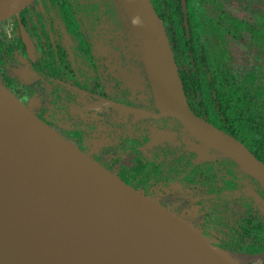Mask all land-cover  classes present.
<instances>
[{
  "label": "trees",
  "instance_id": "obj_1",
  "mask_svg": "<svg viewBox=\"0 0 264 264\" xmlns=\"http://www.w3.org/2000/svg\"><path fill=\"white\" fill-rule=\"evenodd\" d=\"M151 2L165 26L191 111L239 141L264 164V119L246 117L242 109L235 111L230 97L222 95L202 41L204 27L196 19L194 26L191 24L195 2L186 0L188 29L183 25L181 0ZM19 19L33 40L34 61L27 58L19 37L8 43L0 39V54L24 66L23 71L30 73L29 84L35 81L41 84L42 108L48 117L33 112L36 117L73 145L109 129L119 131V146L136 152L137 158L133 167H121L118 178L136 191L143 188L146 192L151 184L179 183L193 190L206 188L212 195L216 191L244 193L245 214L250 216V221L240 223V231L230 230L225 243L214 246L237 255L264 254V216L260 211L262 205L255 198L258 194L264 200V190L235 161L207 147L175 118H169L170 122L166 123L162 119L134 122L131 114L101 108L98 114L102 124L89 125L79 118L71 123V108H80L83 105L80 98L91 97L89 93L104 94L109 100L133 107L149 106L121 88L117 68L129 86L133 74L142 81L141 88L146 90L155 108L152 92L145 88L148 79L144 64L120 0H33L19 12ZM189 53L195 62L194 71L187 63ZM22 104L28 108L27 103ZM148 125H152L153 131L147 130ZM159 130L185 135L183 140H195L197 147H205L215 160L196 165V153L191 147L192 150H181L170 167L163 165L160 154L152 152L154 141L151 140Z\"/></svg>",
  "mask_w": 264,
  "mask_h": 264
},
{
  "label": "water",
  "instance_id": "obj_2",
  "mask_svg": "<svg viewBox=\"0 0 264 264\" xmlns=\"http://www.w3.org/2000/svg\"><path fill=\"white\" fill-rule=\"evenodd\" d=\"M32 1H15L0 11V20L18 13ZM120 2L130 22L158 113L108 100L98 104L132 114L136 120L165 116L177 119L207 147L235 161L264 190V164L239 141L191 112L164 24L151 0ZM19 28L26 53L33 60V43L24 26L19 24ZM75 148V163L105 191L109 201L122 207L163 242L164 256L178 264H233L219 248ZM255 198L264 207L258 194ZM90 239L82 208L66 200L54 173L41 165L40 153L14 114L0 101V264H100L82 255Z\"/></svg>",
  "mask_w": 264,
  "mask_h": 264
},
{
  "label": "rangeland",
  "instance_id": "obj_3",
  "mask_svg": "<svg viewBox=\"0 0 264 264\" xmlns=\"http://www.w3.org/2000/svg\"><path fill=\"white\" fill-rule=\"evenodd\" d=\"M194 1L196 7L198 4L213 14L214 21L218 23L217 32L224 33L222 38L218 37L220 34L210 35L207 50L222 95L230 97L235 111L242 109L246 117L264 119V0ZM18 13L0 20V39L5 43L12 41L7 35L17 32ZM234 21L242 25L239 31H236ZM195 23L192 17V26ZM20 67L10 56L0 54V83L16 99L27 103L32 112L39 113L43 105L37 99L43 100L44 94L37 82L28 83L27 72ZM133 82L138 84L136 76H133ZM98 109L93 103L77 113L83 120H96ZM43 115L48 117L46 110H43ZM153 138L152 152L161 153L170 148L169 157L172 159L180 154L182 144L179 141L169 140L168 143L163 135H159L157 140ZM194 151L196 165L215 160L205 147H196ZM84 154L114 175H117L121 165L133 164L131 151L114 148L105 138L86 142ZM138 192L212 246L214 243H225L230 230L240 231V223L251 219L245 214L242 199L245 194L242 192L216 191L217 194L212 195L214 193L207 192L206 188L193 190L179 183L150 186L148 192ZM260 211L264 216V207ZM218 248L233 264H264V254L244 256Z\"/></svg>",
  "mask_w": 264,
  "mask_h": 264
},
{
  "label": "bare ground",
  "instance_id": "obj_4",
  "mask_svg": "<svg viewBox=\"0 0 264 264\" xmlns=\"http://www.w3.org/2000/svg\"><path fill=\"white\" fill-rule=\"evenodd\" d=\"M17 0H0V11ZM0 101L14 114L41 156V165L55 175L66 200L81 207L91 239L82 255L100 264H178L162 254L163 242L107 199L105 191L75 163V145L39 121L15 101L0 83ZM96 217L98 221L96 220Z\"/></svg>",
  "mask_w": 264,
  "mask_h": 264
},
{
  "label": "flooded vegetation",
  "instance_id": "obj_5",
  "mask_svg": "<svg viewBox=\"0 0 264 264\" xmlns=\"http://www.w3.org/2000/svg\"><path fill=\"white\" fill-rule=\"evenodd\" d=\"M194 1V0H193ZM195 2V1H194ZM181 3H182V7H183V10H184V14H183V25L185 26V28L186 29H188V22H187V16H186V9H187V5H186V0H181ZM194 7L196 8V10H195V12H194V18L193 19H196V20H198L199 21V23L204 27V32H205V34H204V36H203V38H202V41H204V44H205V46H206V50H208V39H209V37H210V35L211 36H215V35H218V34H220V33H218L217 32V30H216V27H217V25H218V23L217 22H215L214 21V16H213V14H211L209 11L207 12L206 10H205V8L204 7H202V8H200L199 7V5L197 4V7L194 5ZM25 9V8H24ZM23 10V9H22ZM21 11V10H20ZM19 11V12H20ZM19 14V13H18ZM159 16V15H158ZM214 17V18H213ZM161 19V18H160ZM163 22V21H162ZM19 24H22L21 23V21H20V19H19V17H18V20H17V25H16V30H17V32L14 34H10V35H7V37L10 39V40H16L18 37L21 39V35H20V28H19ZM234 24H236L235 25V29H236V31L238 30L239 31V29L240 28H242V25H238L235 21H234ZM23 26H24V24H22ZM165 27V26H164ZM24 28H25V30H26V32L28 33V31H27V29H26V27L24 26ZM165 31H166V29H165ZM29 34V33H28ZM166 34H167V32H166ZM223 35H224V33H222V34H220L218 37L219 38H222L223 37ZM238 35H240V33L238 34ZM235 36V35H234ZM29 37H30V40L32 41V43H33V40H32V38H31V36H30V34H29ZM167 37H168V35H167ZM169 39V38H168ZM21 42H22V39H21ZM169 42H170V40H169ZM22 44H23V42H22ZM170 45H171V43H170ZM23 46H24V44H23ZM33 46H34V43H33ZM35 48V47H34ZM24 49H25V47H24ZM172 49V48H171ZM173 52V51H172ZM25 53H26V49H25ZM35 53H36V51H35ZM207 55H208V52H207ZM17 56V55H16ZM26 56H27V58L30 60V61H34V59H35V56H34V59L33 60H31L29 57H28V55H27V53H26ZM174 56V55H173ZM189 56H190V59H189V61L187 62L189 65H191V67L193 68L194 66H195V62H194V60H193V58H192V56H191V53H189ZM132 59V58H131ZM174 60H175V58H174ZM210 60V59H209ZM13 61V60H12ZM211 61V60H210ZM129 62H130V66H132L131 64H132V60H129ZM176 63V62H175ZM196 64H197V62H196ZM177 65V64H176ZM211 67H212V65H211ZM20 68H24V66L23 67H20ZM177 69H178V66H177ZM193 71H194V68L192 69ZM26 72V71H25ZM116 73H117V76L119 77V80H121V82L120 83H122V86H121V88H124L125 89V91H128L130 94H132V96L134 97V99H136L137 101H141L142 103H146V104H148L149 106H146V107H141V108H139V107H133V106H129V105H125V104H122V103H119V104H122V105H125V106H128V107H133V108H136V109H141V110H145V111H148V112H151V113H158V111H157V109H156V106H155V108L152 106V103H151V101H150V97H148L149 95H147V93H146V90L142 87L141 88V86H143L144 84L142 83V81L140 80H138V84H135L134 82H133V76H135V74H133L132 75V77H131V80H132V84H130L131 86H129V82H126L125 80H123V77L121 76V71L119 70V68H117L116 69ZM178 73H179V71H178ZM195 73H196V71H195ZM27 75L29 76L30 75V73L27 71ZM180 76V75H179ZM137 77V76H136ZM180 79H181V77H180ZM181 81H182V79H181ZM35 82H37V86L41 89V91L43 92V89H42V86H41V84L39 83V81H35ZM35 82H33V83H35ZM32 84V83H31ZM182 84H183V81H182ZM133 86L135 87L134 89H133ZM145 88L148 90V89H150V91H151V88H150V85H149V82H147L146 84H145ZM183 89H184V84H183ZM102 91L104 92V89H102ZM184 92H185V90H184ZM44 94V93H43ZM90 95H91V97H88V98H80V100L83 102V105L80 107V108H71V112H72V118L73 119H71V123L72 122H74L75 121V119L76 118H79V119H81L83 122H85V123H89V125H92V124H94V123H97L98 122V124H102L103 122H102V117H100L99 116V112H100V110H101V108H110V107H103L102 105H100V104H98V102H100V101H102V100H108V101H112V102H116V101H113V100H109V99H107L106 97H104V94H102V95H92L91 93H89ZM89 95V96H90ZM135 95H137V97L135 96ZM186 95V94H185ZM187 98V97H186ZM141 99V100H140ZM37 102H40V103H42V98L39 100V98L37 99ZM187 102H188V100H187ZM95 104L99 109H98V113H97V119L96 120H83L80 116H79V114L77 113V112H82L83 110H84V108L86 107V106H88V105H91V104ZM116 103H118V102H116ZM150 103H151V105H150ZM155 104V103H154ZM73 104H71V106H72ZM188 105H189V103H188ZM190 108V107H189ZM43 110H44V108H42L41 109V111L39 112V113H42L43 114ZM191 110V109H190ZM192 112V111H191ZM123 113V112H122ZM193 113V112H192ZM38 114V113H37ZM126 114H128V113H126ZM194 114V113H193ZM132 115V114H131ZM196 115V114H195ZM197 116V115H196ZM133 117H134V122H137V121H142V120H158V119H162V121H164L165 123L167 122V120H169V118H173V117H168V116H165V117H157V118H143V119H139V120H136V118H135V116L133 115ZM177 120V119H176ZM178 121V120H177ZM169 122H170V120H169ZM168 122V123H169ZM179 122V121H178ZM209 123V122H208ZM57 125H58V123H57ZM71 125V124H70ZM181 125V124H180ZM165 127H166V124L164 125ZM182 126V125H181ZM102 128V127H101ZM147 130H149L150 129V131H153V129L154 128H152V125H148L147 127ZM56 130V129H55ZM110 131L109 132H103V133H99V134H96L95 136H92L91 138H88V139H85V140H83L82 142H80V143H75V145L77 146V148H79V149H81L82 150V152L83 153H85V144H86V142H92L93 140H97V139H99V138H105V139H107L109 142H110V144H111V146H114V148H118L119 150L122 148V147H120L119 146V135H117V134H120V132L118 131H116V130H112V129H109ZM159 135H163V139L164 140H166L167 142L169 141V140H177V141H179L181 144H182V149L181 150H192L191 149V147H194V148H196L197 147V142L195 141V140H193V139H185V140H183L184 138H185V135H180V136H177L176 134H174L173 132H171V131H168V130H159V131H157V133H156V136H155V140H157V138H158V136ZM169 143V142H168ZM186 143V144H185ZM129 151H131L132 153H133V164L131 165V166H126V165H121L120 167H119V170H118V173H117V177H119V174H120V170H121V167H128V168H131V167H133V165H134V162H135V160H136V158H137V153L136 152H134V151H132L131 149H128ZM172 150L170 149V148H167V149H164V150H162L161 151V153H159L160 154V156H161V158L163 159V165H166V166H168V167H170V165H171V163L174 161V159H172L171 157H169V154H170V152H171ZM210 152V151H209ZM180 153H181V151H180ZM164 155H166V159H164L163 157H164ZM156 185H161V184H151L150 186H156ZM164 185V184H163ZM150 186H147V191L146 192H148V189H149V187ZM138 191H143L144 193H145V190H143V188H139L138 189ZM251 192V191H250ZM257 201V200H256ZM258 202V201H257ZM259 203V202H258ZM259 205H261L260 203H259ZM263 207V206H262ZM261 255V254H260ZM245 256H250V255H245ZM254 256H258V255H254Z\"/></svg>",
  "mask_w": 264,
  "mask_h": 264
},
{
  "label": "crops",
  "instance_id": "obj_6",
  "mask_svg": "<svg viewBox=\"0 0 264 264\" xmlns=\"http://www.w3.org/2000/svg\"><path fill=\"white\" fill-rule=\"evenodd\" d=\"M29 78H30V75H29V76L27 75V80H28Z\"/></svg>",
  "mask_w": 264,
  "mask_h": 264
}]
</instances>
